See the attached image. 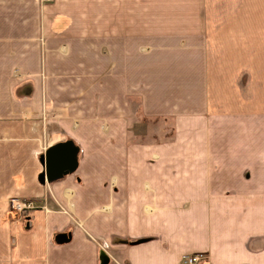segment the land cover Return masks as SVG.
<instances>
[{
  "label": "crops",
  "instance_id": "1",
  "mask_svg": "<svg viewBox=\"0 0 264 264\" xmlns=\"http://www.w3.org/2000/svg\"><path fill=\"white\" fill-rule=\"evenodd\" d=\"M133 108L193 126L139 146ZM62 145L75 170L48 178ZM195 253L264 264V0H0V264Z\"/></svg>",
  "mask_w": 264,
  "mask_h": 264
},
{
  "label": "rangeland",
  "instance_id": "2",
  "mask_svg": "<svg viewBox=\"0 0 264 264\" xmlns=\"http://www.w3.org/2000/svg\"><path fill=\"white\" fill-rule=\"evenodd\" d=\"M53 0H42V2H52ZM13 75H18V73H14ZM135 110V116L132 120L131 123H129L128 129L131 133V137H129V141L133 142V144H137L139 146H151L154 148L163 146V145H178L177 137H176V131L180 128H183L186 132L187 130L192 127L193 123L190 122H180L179 125L176 121L175 117H170V118H145L141 112H139V108H133ZM202 121L198 122L197 128L200 129L199 131L204 132L205 126L204 123H201ZM202 143H199L201 146H207L211 145L212 141L211 138L207 135L206 137L203 136L201 137ZM233 145H241V137H234L232 139ZM226 144H230V143ZM178 143V144H177ZM47 142L44 139L42 141V148L41 150L44 152V148L46 146ZM193 144L191 139H186V142L183 143V145H191ZM218 144V143H217ZM154 161H157L158 155H154ZM32 201L33 202V208L31 210H25V211H17L13 208L12 203L13 201ZM9 203L11 205L12 211H16L18 213H27L30 211H33L37 208H42L44 211L49 212L50 209L46 207L43 203H41L40 200L37 199H30V200H24V199H19V198H11L9 200ZM56 210L68 215L73 221H77L75 217H73L72 211L68 208H66L64 205L61 203L59 204L56 202ZM77 223V222H76ZM79 223V222H78ZM79 225V224H78ZM132 242V241H131ZM186 256H196L197 259L194 263L192 264H203L204 261L207 260V256L204 253H195V254H182L180 257V262L181 264H188L184 262L183 257ZM106 259L109 261L108 255L105 256Z\"/></svg>",
  "mask_w": 264,
  "mask_h": 264
},
{
  "label": "water",
  "instance_id": "3",
  "mask_svg": "<svg viewBox=\"0 0 264 264\" xmlns=\"http://www.w3.org/2000/svg\"><path fill=\"white\" fill-rule=\"evenodd\" d=\"M75 150L66 146L53 147L46 152V171L50 176L66 175L75 170ZM50 175V176H49Z\"/></svg>",
  "mask_w": 264,
  "mask_h": 264
},
{
  "label": "built area",
  "instance_id": "4",
  "mask_svg": "<svg viewBox=\"0 0 264 264\" xmlns=\"http://www.w3.org/2000/svg\"><path fill=\"white\" fill-rule=\"evenodd\" d=\"M12 206L15 210L17 211H25V210H31L33 208V202L32 201H13ZM184 262L188 264H192L196 261L197 257L196 256H184L183 257Z\"/></svg>",
  "mask_w": 264,
  "mask_h": 264
}]
</instances>
